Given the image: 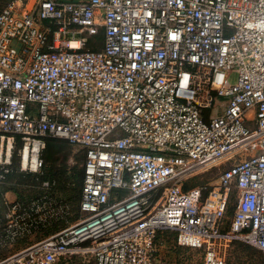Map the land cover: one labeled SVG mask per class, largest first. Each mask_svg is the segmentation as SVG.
Instances as JSON below:
<instances>
[{
	"label": "built area",
	"instance_id": "built-area-1",
	"mask_svg": "<svg viewBox=\"0 0 264 264\" xmlns=\"http://www.w3.org/2000/svg\"><path fill=\"white\" fill-rule=\"evenodd\" d=\"M101 29L103 50L84 51L83 35ZM0 135V183L16 137L22 172H42L48 138L86 150L84 219L0 264L80 254L162 264V231L203 250V264H227L221 241L264 253V0L11 1L0 13ZM222 165L206 193L187 188ZM5 204L0 249L54 216Z\"/></svg>",
	"mask_w": 264,
	"mask_h": 264
},
{
	"label": "rangeland",
	"instance_id": "rangeland-1",
	"mask_svg": "<svg viewBox=\"0 0 264 264\" xmlns=\"http://www.w3.org/2000/svg\"><path fill=\"white\" fill-rule=\"evenodd\" d=\"M9 1L10 0H0V12ZM95 42L99 44L98 40ZM2 137L3 136L0 135V153L3 151L4 156H6L8 153V137L4 139ZM13 144V149L11 150L12 165L14 168L18 169L19 167V170H21L23 144L21 147V144L17 139H15ZM44 160L46 169L43 174L36 175L35 173L21 172V174L31 175L32 177H18L12 181L10 189L17 194V196H15V194L12 193L13 199L15 201L18 200V203L20 202V204L26 207L33 203H36L38 206H44L46 204L44 207L47 211L50 209L52 210L48 213L54 215L52 220L48 219L45 223V225H47L46 228L66 229L83 220L85 217L80 211L82 197L81 187L76 183L78 178L73 177L74 175L78 176L83 173L85 161L84 152L78 147H71L62 142H56L47 149L44 154ZM227 167L228 166L226 165H222L221 167L201 172L194 178L190 179L186 185L189 188H211L218 183L221 172ZM51 170L58 173H66L65 176H72V180L70 179L68 181L66 180V177L62 175L61 180H58L55 177L51 179L49 176L50 179H45ZM47 183L48 186H46ZM237 195V190H231V206L236 202ZM24 203L27 204L24 205ZM233 213L234 210L232 207L230 209L228 226L231 223ZM39 232L40 230L37 233ZM233 241H221L218 246L219 253L224 256L228 264H264V254L243 243H232ZM5 253L6 251L0 253V260L1 258H4ZM204 256V251L202 250L179 247L177 244H174V240L171 236L169 243L162 244L160 261L162 264H203ZM57 264L96 263L91 254H80L77 256L66 257Z\"/></svg>",
	"mask_w": 264,
	"mask_h": 264
},
{
	"label": "trees",
	"instance_id": "trees-1",
	"mask_svg": "<svg viewBox=\"0 0 264 264\" xmlns=\"http://www.w3.org/2000/svg\"><path fill=\"white\" fill-rule=\"evenodd\" d=\"M11 1H13V0H10L9 2H8V4L11 2ZM7 4V5H8ZM6 5V6H7ZM5 6V7H6ZM4 7V8H5ZM1 13V12H0ZM102 34V35H101ZM84 36V41H85V46H84V51H93V52H100V51H102L103 50V48H104V42H105V32H104V29H101L100 31H99V33H98V35H96V36H88V35H83ZM99 41V44H97L95 41ZM95 42V43H94ZM16 139H17V141H19L20 142V144H21V147H22V140H21V138L20 137H16ZM56 142H62V143H65L67 146H71V147H77V146H75V145H72L71 143H69L68 141H65V140H61V139H56V138H48V139H46L45 140V144H46V147H45V149L43 150V152H42V159H43V161H44V167H43V170H42V172L41 173H38V174H36V175H40V174H43L44 173V170L46 169V165H45V160H44V154L46 153V151H47V149L48 148H50L52 145H53V143H56ZM79 148V147H78ZM83 152H84V157H85V161H84V165H85V162H86V150H84V149H82V148H80ZM9 173L8 174H6L5 176H4V179L1 181V183H0V231L3 229V227L5 226V224H6V221H5V217H6V213H7V206H6V204H5V202H6V200H5V195H6V193H8V192H11V193H14L15 194V196H17V194L15 193V192H13L11 189H10V186H11V184H12V181L13 180H15L16 178H18V177H21V178H25L26 176L27 177H32L31 175H25V174H21V170H19V167H18V169H16V168H14L13 167V165H11L10 167H9ZM0 175H1V172H0ZM65 176L66 175V173H58V172H55V171H53V170H51V171H49V173H48V175L45 177V179H52L53 177H55L56 179H58V180H61V178H62V176ZM50 178H49V177ZM36 177V176H35ZM66 177V180H72V176H65ZM73 177H76V178H78L77 179V181H76V183L79 185V187H81V193H82V189H83V185H84V178H85V172H84V168H83V173H81V174H79L78 176H73ZM34 180V179H33ZM44 180V179H43ZM187 188H189V187H187ZM207 190H210V188H207L206 189V191H205V193L207 192ZM235 191H236V189H234ZM237 197H238V195H237ZM231 200H232V198H231ZM230 200V201H231ZM15 202H18V200L17 201H15ZM236 202H237V199H236ZM236 202H234V204H233V206H231L232 204V202H230L229 203V206H228V208H227V211H226V214H225V217H224V219H223V221H222V223H221V227H220V232L222 233V234H227V233H229L230 232V229H231V223H230V225L228 226V219H229V216H230V209L233 207V210H234V213H235V209H236ZM20 203V202H19ZM28 203V202H27ZM27 203H24V205L25 204H27ZM80 211H81V208H80ZM234 213H233V215H232V220H233V217H234ZM232 220H231V222H232ZM47 227V225H45V223H43V224H40L39 226H38V228L36 229V230H34L33 231V233L31 234V235H28V236H25L24 238H21V239H18L14 244H12V246L14 247V246H20V245H26L27 243H28V240H29V238H31V236H35L36 238V241L37 242H39V241H41V240H44V239H46V238H48V237H50V236H52V235H54V234H57V233H59L60 231H62V229L61 228H55V229H49V228H46ZM66 227V226H65ZM64 227V228H65ZM40 230V232L39 233H37L38 231ZM58 230H60V231H58ZM64 230V229H63ZM171 236H172V238H173V240H174V244H177V240H176V233L175 232H171V231H162V232H159V234H158V236H157V240L159 241V243H160V245H162V244H167V243H169V239L171 238ZM167 239V240H166ZM37 242H35V243H37ZM236 242H239V243H243V244H245V245H247L246 243H244V242H241V241H233L232 243H236ZM32 244H34V243H32ZM32 244H30V245H32ZM30 245H28V246H30ZM178 245V244H177ZM10 245H8V246H6L5 248H2V249H0V253H2L3 251H6L7 252V249H8V247H9ZM27 246V247H28ZM179 246V245H178ZM247 246H249V245H247ZM179 247H181V246H179ZM250 248H252V249H255V250H257V251H259L258 249H256V248H254V247H252V246H249ZM19 251V250H18ZM203 251V250H202ZM260 253H262V254H264L263 252H261V251H259ZM5 256L4 257H6V253L4 254ZM64 260V259H63ZM61 261V260H60ZM228 264V263H227Z\"/></svg>",
	"mask_w": 264,
	"mask_h": 264
},
{
	"label": "crops",
	"instance_id": "crops-1",
	"mask_svg": "<svg viewBox=\"0 0 264 264\" xmlns=\"http://www.w3.org/2000/svg\"><path fill=\"white\" fill-rule=\"evenodd\" d=\"M75 1H85V0H75ZM5 200L6 201H8V202H14L15 200L13 199V194L11 193V192H8V193H6V195H5ZM5 221H6V217H5ZM36 237L35 236H31V238H29V240H28V243L25 245H18V246H12V245H10L9 247H8V249H7V252H6V257L7 256H9L10 254H12V253H14V252H16V251H18V250H21V249H24V248H26L28 245H30V244H32V243H35V242H37L36 241V239H35ZM8 254V255H7ZM5 256V255H4ZM5 258V257H4ZM2 259V258H1Z\"/></svg>",
	"mask_w": 264,
	"mask_h": 264
}]
</instances>
